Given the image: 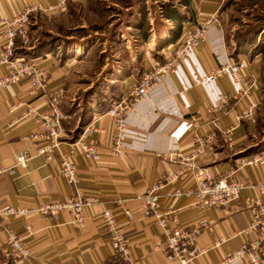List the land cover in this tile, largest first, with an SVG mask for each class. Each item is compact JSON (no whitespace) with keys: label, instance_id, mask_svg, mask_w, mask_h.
I'll return each mask as SVG.
<instances>
[{"label":"crops","instance_id":"crops-1","mask_svg":"<svg viewBox=\"0 0 264 264\" xmlns=\"http://www.w3.org/2000/svg\"><path fill=\"white\" fill-rule=\"evenodd\" d=\"M55 1L0 0V18L12 15L23 5L53 4ZM83 1L65 0V4ZM227 1L189 0L187 7L178 9L183 20L165 18L160 31L152 33L150 40L143 34L145 46L139 56L130 54L123 64L111 67L115 76L106 87V93L91 99L76 121L74 130L82 123L77 137L71 141L68 131L64 130L58 146V151L72 152L70 159L77 174L75 185L66 184L57 175L56 156L47 160L44 156L34 155L24 166L14 164V152L31 149L26 135L35 129L32 120L19 118V114L27 103L42 109L45 99L30 94L25 80L0 87V204L28 207L61 200L77 190L90 201L82 207L83 223L78 227L69 224V214L65 210L45 218L34 213L27 217L0 218V247L5 240L2 226L21 232L29 224L33 233L26 243L32 253L25 264H112L114 256L108 246L107 233L99 224V214L106 208L112 209L127 240L128 261L123 264H177L166 257L161 248L166 233L154 223L151 215L143 212L139 197L161 175L178 168L167 158L168 153L188 150L194 133L205 135L208 132L212 139L200 154L199 164L209 168L213 176H226L238 183V197L225 207L198 208L190 204L193 199L190 178L173 182L160 180L157 209L173 210L176 222L167 219V228L174 225L190 228L198 218H204L206 226L200 229L194 242L205 251L186 264H214L237 249L244 239L255 236L244 232L249 219L246 207L250 201L258 199L264 204V164L239 167L238 163L251 155L257 144L253 142L255 114L253 112V121L243 116L236 119L246 107V98L235 95L226 74L209 76L210 70L221 62L232 63L238 59L245 63L240 69L243 77L256 76L258 70L259 53L251 55L249 44L234 45L225 39L230 26L225 7ZM209 15L216 17V23L207 25L204 39L191 46L186 55L176 58L172 69L163 72L155 84L127 108L122 154L117 156L108 151L112 125L105 113L107 108L124 98L139 75L150 68V58H166L184 32L201 24ZM136 27L141 29V23ZM82 47V43L73 44L70 51L51 47L36 57L30 54L32 46L27 51L29 57L36 59L47 89L63 88L60 102L68 117L73 114L68 109L70 98H66L70 91V68L74 58L81 55ZM6 73V68L0 65V75ZM227 127H230L229 143L223 131ZM81 141L95 147L99 153L96 161L82 156L79 151ZM176 188L181 193L172 196ZM232 263L246 264L241 259ZM0 264H10L2 252Z\"/></svg>","mask_w":264,"mask_h":264},{"label":"built area","instance_id":"built-area-1","mask_svg":"<svg viewBox=\"0 0 264 264\" xmlns=\"http://www.w3.org/2000/svg\"><path fill=\"white\" fill-rule=\"evenodd\" d=\"M65 7V0H56L53 4H29L23 5L21 9L6 18H0V65L6 68L7 73L0 75V87L8 83L26 81L29 84L30 94L37 97H44L45 106L42 109L36 108L30 103L25 104L24 110L19 114V118L28 117L34 123L35 129L26 135L30 140L31 149L25 148L13 154L14 164L24 166L26 160L34 155L44 156L51 159L56 156L57 175L68 185H75L77 180L76 168L70 159V153L58 151V146L63 136L61 122L64 112L61 108V97L63 88L58 86L53 90L45 86L42 72L39 70L36 59L29 57L27 51L31 48L29 37L30 14L33 12L55 13L60 12ZM216 23V17L209 15L204 18L201 24L195 25L186 30L178 42L172 46V56H167L161 65L151 64L148 70L142 73L139 79L133 83L129 92L124 98L112 103L105 111L111 120L112 130L108 145V151L114 155L122 154V144L126 136L125 112L129 105L140 97L150 86L155 84L159 76L168 69H172L176 58L188 53V49L197 41L203 40L206 36V27ZM245 66L243 59L235 62H221L217 67L209 72V76L226 74L231 81L234 93L237 97L242 96L247 100L246 107L242 109L240 115L236 117H247L253 121V112L258 106L259 99L258 81L256 76L250 74L243 77L240 69ZM226 141L229 143L230 127L224 130ZM191 146L186 151L175 150L170 152L167 158L174 161L178 168L174 172H166L161 175L154 185L147 189L139 197L143 212L153 217L154 223L165 231V240L162 247L166 257L174 259L177 264H186L194 256L203 254L205 249L195 245V237L200 229L206 226L204 218H198L190 228L181 225H174L170 228L165 226L167 219L176 222L173 210L158 211L157 190L160 180L173 182L175 179L190 178L193 181L192 202L198 208L209 206L225 207L232 200L236 199L239 191V184L228 180L226 176H213L209 168L200 165V154L209 145L212 134L205 135L194 133ZM79 151L86 160L98 159L99 153L93 145L84 141L79 143ZM239 167L244 165L264 164V150L255 154L243 157L239 162ZM264 187V184H262ZM180 189L172 191V196L179 195ZM90 201L83 197L77 190L61 200H49L44 203L31 206L0 204V218L3 217H27L34 213L43 218L52 216L61 210L69 214V224L81 226L83 217L82 207L89 205ZM249 219L244 228L246 233H254L252 238L244 239L239 247L226 255L220 257L214 264H233V260L241 259L246 264H264V204L258 199L250 201L247 205ZM125 215L127 212L123 211ZM100 227L107 233V241L112 256L128 261V244L122 233L121 227L116 223L112 209H103L100 214ZM5 236L4 244L0 247L9 260L10 264H25L31 255V250L27 246L26 239L33 233L31 225H25L21 232H16L8 226H2Z\"/></svg>","mask_w":264,"mask_h":264},{"label":"rangeland","instance_id":"rangeland-1","mask_svg":"<svg viewBox=\"0 0 264 264\" xmlns=\"http://www.w3.org/2000/svg\"><path fill=\"white\" fill-rule=\"evenodd\" d=\"M165 2L169 1L84 0L65 4L60 12L31 13L29 37L32 48L42 44L45 50L58 46V50L70 51L73 44H83L81 55L74 58L70 68V91L66 98H70L67 107L73 114L69 117L64 115L61 122L63 131H68L67 135L71 136L81 111L89 101L104 95L115 76L111 67L123 64L130 54L139 56L145 46L143 34L150 40L152 33L160 31L161 22L165 20L160 11ZM225 7L230 24L225 39L232 41L234 35L250 32L253 28L258 31L255 40L264 47V0H228ZM139 23L141 29L136 27ZM258 59L259 103L255 124L264 130V50ZM165 60L162 57L150 58L151 64L155 65H161ZM61 108L64 110L63 106ZM261 138L256 134L253 142ZM112 264H123V261L114 257Z\"/></svg>","mask_w":264,"mask_h":264},{"label":"trees","instance_id":"trees-1","mask_svg":"<svg viewBox=\"0 0 264 264\" xmlns=\"http://www.w3.org/2000/svg\"><path fill=\"white\" fill-rule=\"evenodd\" d=\"M168 1L169 2H165L162 4L161 11H160L161 16L166 18V19H169V20H171V19L172 20H178V22L183 20V18L179 16L178 9L181 6L187 7L189 0H168ZM30 17H31V14H30ZM257 34H258V31H255V29L252 28V29H250V32L234 35L232 38V41H233L234 45L245 44V43L249 44L250 48H252L251 55H254V54L260 53V52H262V50H264V47H261L258 44L257 40H255L258 36ZM49 48H51V47H48L47 50ZM45 49H46L45 45L40 44L39 46H34L31 50L30 54L32 57H36V56H39L40 53L45 51ZM257 107H256V109H257ZM256 109L254 110V114L256 112ZM80 121H81V119H80ZM255 122H256V114L254 115V124H255ZM81 125H82V123H80V126ZM80 126H79V128L75 129L71 133V136L69 138L71 141H73L77 137V133L79 132V130L81 128ZM255 130H256V134L261 135L262 138L257 141L255 148L251 150L252 154H255L258 151L264 150V130L260 129V127H258L256 124H255Z\"/></svg>","mask_w":264,"mask_h":264}]
</instances>
